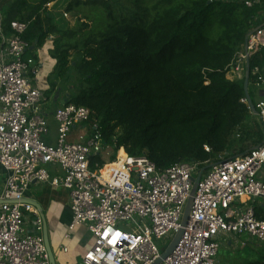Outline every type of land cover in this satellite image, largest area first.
I'll use <instances>...</instances> for the list:
<instances>
[{
    "label": "built area",
    "instance_id": "1",
    "mask_svg": "<svg viewBox=\"0 0 264 264\" xmlns=\"http://www.w3.org/2000/svg\"><path fill=\"white\" fill-rule=\"evenodd\" d=\"M230 1L264 6V0ZM262 21L234 57L228 80H245L252 57L264 61V14ZM27 28V23L14 21L6 32L0 8V167L8 174L0 197V264H50L40 212L24 202L37 183L67 190L69 231L84 227L93 235V247L78 264H155L163 253L157 242L183 228L199 175L188 225L161 264H217L225 236L264 244V220L255 209L257 199H264V139L241 155L221 154L215 162L186 161L161 170L146 155L131 156L123 147L116 151L117 141L107 143L91 111L69 103L68 95L53 114L57 139L49 145L47 99L39 87L40 65L28 56ZM251 75L260 96L253 103L254 115L264 137V66ZM241 102L253 115L246 96ZM74 130L78 133L72 140ZM204 148L211 153L208 145ZM94 158L103 161V168H92ZM49 166H58L63 175L52 176ZM120 223L127 228H119Z\"/></svg>",
    "mask_w": 264,
    "mask_h": 264
},
{
    "label": "trees",
    "instance_id": "2",
    "mask_svg": "<svg viewBox=\"0 0 264 264\" xmlns=\"http://www.w3.org/2000/svg\"><path fill=\"white\" fill-rule=\"evenodd\" d=\"M56 1L15 0L3 10L5 30L14 21L27 23L24 39L34 50L61 34L53 42V74L69 79L71 67L76 69L83 86L69 95V103L91 111L106 142L117 141L116 151L123 147L131 156L146 155L161 170L232 156L234 136L253 115L241 102L244 80H228L227 70L248 34L262 24L263 4L71 0L66 11L79 14L77 24L62 33L48 12ZM70 52L79 61L71 62ZM258 66L264 61L256 55L251 71ZM254 82L251 75L249 89ZM255 134L261 144V127ZM103 165L94 158L93 169ZM255 209L264 220V201ZM244 264H264V259Z\"/></svg>",
    "mask_w": 264,
    "mask_h": 264
},
{
    "label": "rangeland",
    "instance_id": "3",
    "mask_svg": "<svg viewBox=\"0 0 264 264\" xmlns=\"http://www.w3.org/2000/svg\"><path fill=\"white\" fill-rule=\"evenodd\" d=\"M15 0H0V8L6 10V8L13 4ZM71 2V0H58L53 4L48 6V12L50 17L57 25L60 32L64 33L69 29H72L77 24L78 13L67 12L66 8ZM96 11L95 9H93ZM65 13H68V18L64 16ZM61 34L53 35L48 44L46 43L42 49V53L47 60L52 59L51 52L53 50V42L56 39H59ZM65 43H72L74 39L64 38ZM29 54H32L29 52ZM35 59V58H34ZM37 59V58H36ZM35 59V60H36ZM70 61H79V55L76 52H70ZM38 66L39 62L36 60ZM43 65V63H41ZM55 69V66H54ZM53 69V72H54ZM48 67L42 69V73L40 76L42 79L48 78L45 80V84L42 85L41 89L45 92V97L47 99L46 103L49 102L51 105L49 106L51 112L54 110V99L57 96L63 97L68 95H76L81 86H83V82L81 81V77L74 69L71 67V72L69 79L68 78H58L57 75H54L53 72L49 73ZM41 71V69H40ZM250 93L252 97L253 103L256 105L260 100L259 92L254 87H250ZM55 103V102H54ZM49 124V134L45 137V142L48 144L55 143L57 139V128L58 125L53 119V115H49L48 119ZM260 129V124L253 114L247 123L240 128L236 135L233 138L232 148L228 152L229 155L237 156L241 155L243 152H247L251 147H254L259 139L256 136V132ZM254 132V133H253ZM251 133V134H249ZM208 171V170H207ZM4 188V179L0 175V192ZM3 191V190H2ZM32 191V190H31ZM30 191V192H31ZM258 202H263L264 199H257ZM26 216H30L29 214H25ZM35 218L31 217V222H34ZM80 228V227H78ZM119 228L126 229V224L120 223ZM174 237L170 236L169 239H165L163 242H157L160 250L164 252L166 248H168L172 242ZM85 240L90 239L92 242L89 246V249L94 245V237L90 233H86ZM259 259H264V244H258L256 242H252L248 237H236V236H225L221 240V248L218 253V262L217 264H244L245 262H252Z\"/></svg>",
    "mask_w": 264,
    "mask_h": 264
},
{
    "label": "crops",
    "instance_id": "4",
    "mask_svg": "<svg viewBox=\"0 0 264 264\" xmlns=\"http://www.w3.org/2000/svg\"><path fill=\"white\" fill-rule=\"evenodd\" d=\"M3 11V8H2ZM52 38V36H51ZM49 42H47L48 44ZM32 53V54H29ZM28 52V56H36V60L40 64V73L42 69L48 67V72L52 73L54 66L56 65V60L53 58L47 60L42 49L34 50L31 48ZM43 63V65H41ZM47 77L42 79L39 74V87L45 84ZM65 96H57L54 99L53 105L54 110L51 112L49 106L51 103H46V116L49 119V115H53L56 109L63 106L65 103ZM54 119V118H53ZM78 130H74L72 133V140L77 136ZM49 144V145H55ZM251 147L250 149H252ZM249 149V150H250ZM248 150V151H249ZM48 171L52 176H62L63 173L58 166H49ZM0 175L4 179V185L7 178V172L0 167ZM3 190V188H2ZM2 190L0 192V197L2 195ZM32 190V191H31ZM31 191V192H30ZM27 200H33L40 204L42 212L44 213L46 223L49 232V241L56 259V264H78L82 261L83 257L89 250V246L92 243L90 239L85 240L86 233L88 232L86 228L80 227L76 228L74 231H69V226L72 222V212H71V199L70 194L67 190L63 188L52 187L48 184H34L30 188L27 194ZM67 235L69 236L67 238Z\"/></svg>",
    "mask_w": 264,
    "mask_h": 264
},
{
    "label": "water",
    "instance_id": "5",
    "mask_svg": "<svg viewBox=\"0 0 264 264\" xmlns=\"http://www.w3.org/2000/svg\"><path fill=\"white\" fill-rule=\"evenodd\" d=\"M250 75H251V68H250V64H247V70H246V75H245V80H244V93L246 98L248 99L249 105L251 107V110L253 112V114H256V109L255 106L253 104V101L251 99L250 93H249V80H250ZM68 102V97L65 98V103ZM200 175L198 176V178L195 180V186L194 189L192 191L191 194V199L189 200L187 207L185 209V214H184V218H183V222H182V229L174 236L170 246L162 253L161 257L155 262V264H161L163 260H166L171 254L172 252L177 248L182 235L184 233V228L188 225L189 219H190V210H191V206H192V201L200 180ZM1 202V200H0ZM25 203H29L32 204L39 212L40 215L42 217L43 223H44V231H43V237H44V242H45V246L47 249V253L49 255V260H50V264H56V259L55 256L53 254L51 245H50V241H49V232H48V226L46 223V219L44 216V213L42 212V208L40 206V204L36 201L33 200H25Z\"/></svg>",
    "mask_w": 264,
    "mask_h": 264
}]
</instances>
